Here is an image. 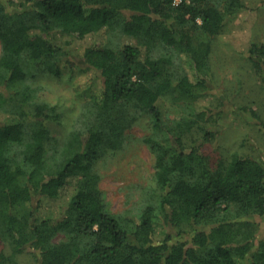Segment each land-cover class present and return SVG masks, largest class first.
<instances>
[{
    "label": "trees",
    "instance_id": "1",
    "mask_svg": "<svg viewBox=\"0 0 264 264\" xmlns=\"http://www.w3.org/2000/svg\"><path fill=\"white\" fill-rule=\"evenodd\" d=\"M244 7L0 0V242L9 250L0 264H19L25 249L37 264H264L254 222L264 218V160L233 154L211 165L201 152L219 116L210 95L215 41ZM247 60L264 82V41ZM65 71L92 75L74 84L80 105L54 136L64 110L45 100L37 78ZM143 120L153 172L135 207L116 214L102 170Z\"/></svg>",
    "mask_w": 264,
    "mask_h": 264
},
{
    "label": "rangeland",
    "instance_id": "2",
    "mask_svg": "<svg viewBox=\"0 0 264 264\" xmlns=\"http://www.w3.org/2000/svg\"><path fill=\"white\" fill-rule=\"evenodd\" d=\"M243 2L244 9L224 21L211 55V70L215 80L210 95L211 99L214 98L212 104L219 116L213 126L216 132L214 140L201 147V152L208 156L211 165L233 154L264 160V127L257 124L252 112L255 111L264 121V82L247 60L249 46L264 41V0ZM91 75L87 72L77 77L76 81L70 79L69 72L65 71L57 78L43 75L37 78L40 84L49 89L45 100L64 110V122L54 129V136L68 131L80 105L74 95V84L85 86ZM210 100L206 99L205 105ZM216 100L221 101V106H215ZM150 132V124L146 120L128 130L127 146L109 158V164L102 170L100 188L112 212L116 214L135 207L140 187L149 183L153 161L140 138ZM254 222L258 224L262 236L264 218L255 219ZM4 248L0 242V250ZM16 258L19 264H37L36 254L30 249L23 250Z\"/></svg>",
    "mask_w": 264,
    "mask_h": 264
},
{
    "label": "built area",
    "instance_id": "3",
    "mask_svg": "<svg viewBox=\"0 0 264 264\" xmlns=\"http://www.w3.org/2000/svg\"><path fill=\"white\" fill-rule=\"evenodd\" d=\"M180 0H174L175 3H178Z\"/></svg>",
    "mask_w": 264,
    "mask_h": 264
}]
</instances>
